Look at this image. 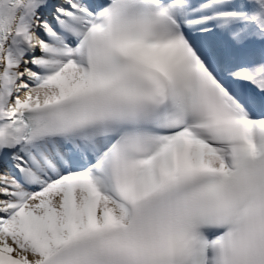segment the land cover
Returning <instances> with one entry per match:
<instances>
[{
	"label": "snow or ice",
	"instance_id": "6c2138e0",
	"mask_svg": "<svg viewBox=\"0 0 264 264\" xmlns=\"http://www.w3.org/2000/svg\"><path fill=\"white\" fill-rule=\"evenodd\" d=\"M0 264H264V0H0Z\"/></svg>",
	"mask_w": 264,
	"mask_h": 264
}]
</instances>
